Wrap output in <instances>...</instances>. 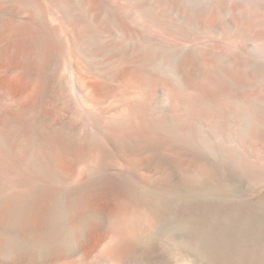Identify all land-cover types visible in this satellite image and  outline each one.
I'll list each match as a JSON object with an SVG mask.
<instances>
[{
    "label": "bare ground",
    "instance_id": "6f19581e",
    "mask_svg": "<svg viewBox=\"0 0 264 264\" xmlns=\"http://www.w3.org/2000/svg\"><path fill=\"white\" fill-rule=\"evenodd\" d=\"M262 142L264 0H0V264L81 261L118 192Z\"/></svg>",
    "mask_w": 264,
    "mask_h": 264
},
{
    "label": "rangeland",
    "instance_id": "374dc122",
    "mask_svg": "<svg viewBox=\"0 0 264 264\" xmlns=\"http://www.w3.org/2000/svg\"><path fill=\"white\" fill-rule=\"evenodd\" d=\"M231 157L212 159L213 170L199 164L191 180L166 173L160 189L118 192L95 247L61 263L121 264L108 247L122 239L146 249L133 264H264V168Z\"/></svg>",
    "mask_w": 264,
    "mask_h": 264
}]
</instances>
